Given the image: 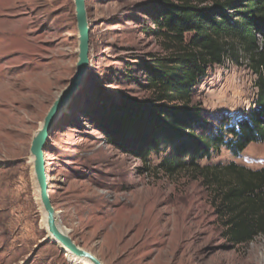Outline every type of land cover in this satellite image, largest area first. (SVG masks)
I'll use <instances>...</instances> for the list:
<instances>
[{
    "label": "rangeland",
    "instance_id": "obj_1",
    "mask_svg": "<svg viewBox=\"0 0 264 264\" xmlns=\"http://www.w3.org/2000/svg\"><path fill=\"white\" fill-rule=\"evenodd\" d=\"M167 1L181 2L86 0L88 75L45 151L58 224L103 264H264V237L236 247L223 238L212 185L193 171L168 175L164 153L142 160L102 131L104 114L124 99H155L144 65L171 51L165 37L146 27L156 29L153 19ZM79 47L75 0H0V264H89L49 236L31 154L36 133L76 73ZM257 80L241 47L209 67L193 92L209 127L246 117L255 108ZM231 163L263 169L264 143L239 157L223 149L201 167Z\"/></svg>",
    "mask_w": 264,
    "mask_h": 264
},
{
    "label": "trees",
    "instance_id": "obj_2",
    "mask_svg": "<svg viewBox=\"0 0 264 264\" xmlns=\"http://www.w3.org/2000/svg\"><path fill=\"white\" fill-rule=\"evenodd\" d=\"M153 21L156 29L146 27V32L165 37L171 51L145 62L155 99H124L104 114L102 131L112 145L142 160L164 153L168 175L193 171L202 177L215 189L223 238L233 247L250 244L264 237V168L231 163L213 170L201 163L223 149L239 157L251 144L264 143V0L167 1ZM238 47L258 76L255 108L236 124L214 130L193 92L208 68L222 65Z\"/></svg>",
    "mask_w": 264,
    "mask_h": 264
},
{
    "label": "water",
    "instance_id": "obj_3",
    "mask_svg": "<svg viewBox=\"0 0 264 264\" xmlns=\"http://www.w3.org/2000/svg\"><path fill=\"white\" fill-rule=\"evenodd\" d=\"M77 12V24L79 31V62L76 73L69 86L62 92L58 100L50 110L43 125L36 133L31 147V154L34 159V173L38 185L40 203L44 211L45 224L48 234L56 241L62 251L70 252L79 259L87 260L92 264H103L95 255L82 249L72 238L62 232L59 226L56 211L48 191V174L46 170V147L50 133L57 121L58 116L68 107L74 97L81 90L90 67V24L88 19L86 0H75Z\"/></svg>",
    "mask_w": 264,
    "mask_h": 264
},
{
    "label": "bare ground",
    "instance_id": "obj_4",
    "mask_svg": "<svg viewBox=\"0 0 264 264\" xmlns=\"http://www.w3.org/2000/svg\"><path fill=\"white\" fill-rule=\"evenodd\" d=\"M2 78V77H1ZM3 82H1V84H2ZM5 85V88H7L8 86L6 85V84H4ZM59 117V116H58ZM58 119V118H57ZM42 125H43V123H42ZM41 125V126H42ZM46 160V159H45ZM38 189V188H37ZM38 196H39V190H38ZM40 198V197H39ZM44 217H46V215L44 214ZM62 232L64 233V231L62 230ZM50 236V235H49ZM51 237V236H50ZM55 241V240H54ZM56 242V241H55ZM78 258V257H77ZM82 260V259H81ZM84 261H86V262H88L89 264H92V263H90L89 261H87V260H84Z\"/></svg>",
    "mask_w": 264,
    "mask_h": 264
}]
</instances>
